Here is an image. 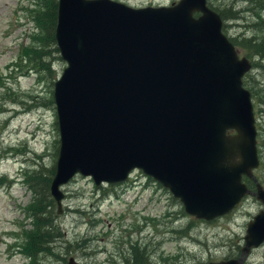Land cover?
<instances>
[{"label": "water", "instance_id": "water-1", "mask_svg": "<svg viewBox=\"0 0 264 264\" xmlns=\"http://www.w3.org/2000/svg\"><path fill=\"white\" fill-rule=\"evenodd\" d=\"M222 25L207 0L141 8L58 0L54 38L66 67L53 84L59 149L49 186L58 214L61 187L75 175L98 186L124 182L135 169L197 219L238 206L249 193L242 176L254 179L259 164L257 132L242 87L250 63ZM243 241L238 258L203 264H245L264 243V209Z\"/></svg>", "mask_w": 264, "mask_h": 264}, {"label": "rangeland", "instance_id": "rangeland-1", "mask_svg": "<svg viewBox=\"0 0 264 264\" xmlns=\"http://www.w3.org/2000/svg\"><path fill=\"white\" fill-rule=\"evenodd\" d=\"M116 1L145 7L169 6L179 0ZM207 2L210 7L226 10V14L231 12L230 15L242 8L247 11L249 6L245 0ZM30 4L32 0H0V264H28L14 248V240L20 243V236L12 234H20L23 221L28 223L24 207L32 194L22 174L28 166L38 163L49 167L54 141L59 139L55 110L45 106V102L52 97L53 83L66 64L56 54L49 77L33 70L31 54L20 57L23 49L26 52L35 45L32 38L37 29L30 23ZM238 15L241 16L224 21L225 34L232 40L240 42L241 37L264 35L251 23L252 13ZM260 16L264 22V11ZM239 48L242 56L248 55L241 45ZM251 75L259 83L253 107L258 142L263 146L256 173L264 186V75L256 71ZM61 191L65 196L57 221L64 240L88 246L67 255L80 264H123L130 257L129 242L146 249L150 264H199L238 258L246 225L261 204L255 198H246L243 206L229 215L212 222H195L183 215L182 205L167 190L140 171H133L126 182L113 187L96 188L91 179L76 176ZM245 264H264V245Z\"/></svg>", "mask_w": 264, "mask_h": 264}, {"label": "trees", "instance_id": "trees-1", "mask_svg": "<svg viewBox=\"0 0 264 264\" xmlns=\"http://www.w3.org/2000/svg\"><path fill=\"white\" fill-rule=\"evenodd\" d=\"M249 6L247 11L244 8L235 10L234 15L226 14V10H219L218 8L209 7L216 11L223 21L239 18L245 13H252L254 18L251 23H255L259 27L257 31L264 32V22L261 21V12L264 11V0H245ZM34 2V1H33ZM30 18L37 29L35 36L32 38V44H35L29 51H24L27 56L31 54L30 60H33V70L38 74H52V61L55 60L58 49L54 39V31L57 16V0H40L38 4L34 5L30 11ZM255 20L256 22H254ZM262 24L261 26L258 24ZM226 24V23H225ZM223 28L226 30L227 26ZM255 29H251V32ZM243 40L236 42L231 40L233 44L239 48L241 45L251 55V59L259 58L264 61V35L258 33L252 35L247 39L241 37ZM239 40V39H237ZM239 44V45H238ZM240 49V48H239ZM50 77V76H49ZM34 100V97L32 98ZM45 106L54 109L53 98L45 102ZM57 128V122H55ZM59 141L58 137L54 141V152L52 164L42 165L38 163L32 167L25 169L23 172L24 183L30 191L31 200L28 205L24 207V214L28 223L21 224V232L12 233L13 235L20 236V243L14 240V248L17 249L19 254H22L28 261V264H66L69 260L67 255L70 251L82 250L78 242L70 243L64 240L63 230L57 221V207L50 195L49 186L55 173V162L58 154ZM41 159V158H39ZM29 170V171H27ZM58 244H61L59 246ZM63 245V246H62ZM16 246V247H15ZM127 252L130 257L124 259L123 264H150L146 257H149L145 248H140L138 243H128ZM54 263V264H55Z\"/></svg>", "mask_w": 264, "mask_h": 264}, {"label": "flooded vegetation", "instance_id": "flooded-vegetation-1", "mask_svg": "<svg viewBox=\"0 0 264 264\" xmlns=\"http://www.w3.org/2000/svg\"><path fill=\"white\" fill-rule=\"evenodd\" d=\"M250 57V68H249V71H248V74L244 77L243 79V86L245 87V89L248 91L249 93V97H250V102H251V99L253 100L254 99V91L255 89L259 86V83L257 80H255V77L253 75H251V73L253 74L254 71L258 72L259 74H262L264 72V61L260 60L259 58H256V59H253L254 60V69L251 71V55H249ZM227 134H234L233 131H228ZM257 138H258V135H257ZM259 146V147H258ZM258 156L261 157V151H260V148L263 146V145H260V143H258ZM257 176V175H256ZM256 178V177H255ZM242 181L245 183L247 189L249 190V193L247 196H245L242 200V202L239 204L238 206V209L243 206V204L245 203L244 201L246 200V198H255L251 195V193H254L256 191V186H255V182L253 181V179L251 178H248L246 176H243L242 177ZM264 185V184H263ZM264 187V186H263ZM255 202L256 203H259L256 199H255ZM260 205V206H259ZM258 205V209H260L259 211L263 210L264 208L261 207V204ZM262 208V209H261ZM258 211V212H259ZM227 258L225 259H222V260H226Z\"/></svg>", "mask_w": 264, "mask_h": 264}]
</instances>
